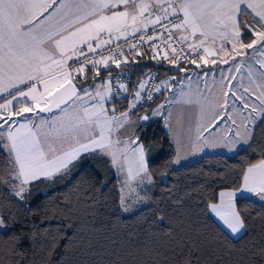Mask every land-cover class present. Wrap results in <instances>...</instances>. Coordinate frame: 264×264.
<instances>
[{"label": "snow or ice", "instance_id": "6c2138e0", "mask_svg": "<svg viewBox=\"0 0 264 264\" xmlns=\"http://www.w3.org/2000/svg\"><path fill=\"white\" fill-rule=\"evenodd\" d=\"M121 6L123 11L118 10ZM246 16H251L255 23H249L244 19ZM149 26L154 35H147L145 30ZM241 35H251L254 39L243 44ZM130 36L133 40L138 36L137 43H129ZM145 36L151 42L153 59L159 55L156 43L159 40L163 49L170 50L164 51L163 56L170 64L178 65L183 59L198 67L197 59H189L190 56H198L204 64H215V59L209 61L207 57L219 56L224 48L213 52L206 45L211 42L214 46L218 38L231 40V53L225 55L232 56L233 64L227 69L229 75L222 71L220 81H213L218 92L207 89L206 84L209 96L197 88L194 95L187 94L185 102L200 105L201 118H208L205 124L197 125L198 140L203 131L225 116L233 125H237L236 116L241 118L235 138L229 141L231 146L252 137L249 123H255L254 116L264 118V58L255 61L260 65L259 70L254 71L249 65L247 86L243 77L233 84L236 77L231 73L241 71L245 61L237 63L235 57H243L247 49L259 51L264 57V0H0V151L6 149L11 168L9 180L0 176V183L19 181L14 195L22 199L27 191L25 185L65 174L82 154L93 151L111 156L112 164L121 170L129 151L139 153L135 175L132 167L128 168V181L141 174L148 176L142 148L130 149L131 141L124 142L125 147L120 148L121 142L112 138L114 125L122 126L127 113H121L120 117L107 114L104 101L111 98V77L104 91L97 89L94 94L73 83L77 76L86 73L88 65L96 69L93 79L99 75L100 65L107 68L112 63L120 67L121 61L116 59L117 55L123 56L119 44L113 55L104 56L105 50L113 51V39L123 38L129 43V51H134L145 42ZM257 45L259 48L255 49ZM98 51L100 58L95 59ZM219 58L221 63H228L227 59ZM162 86L167 85L162 82ZM144 87L141 82L139 88ZM118 88L127 91L124 84ZM156 91H160V86ZM184 95L182 92L181 96ZM151 98L149 94L148 99ZM93 99L96 103L89 105ZM140 99L141 92L136 91L135 100ZM130 107H135V103ZM53 109L59 115L53 114L50 119L40 115L52 113ZM245 111L247 116L243 115ZM30 113H35V117L26 116ZM204 143L215 146L206 139ZM245 190L264 200V159L245 171L240 191ZM219 195L221 203L210 205L212 210L232 232L244 229V219L233 203L236 192ZM0 227H7L3 217ZM254 255L264 260V246ZM177 264H191V261L184 258Z\"/></svg>", "mask_w": 264, "mask_h": 264}, {"label": "trees", "instance_id": "16d2710c", "mask_svg": "<svg viewBox=\"0 0 264 264\" xmlns=\"http://www.w3.org/2000/svg\"><path fill=\"white\" fill-rule=\"evenodd\" d=\"M125 65L119 69L131 71L132 80L152 68L144 57ZM119 107L126 108V100ZM137 112L145 113L131 114ZM140 126L135 134L152 179L141 191L144 205L123 211L117 177L95 153L82 155L65 174L30 182L22 199L14 195L19 181L0 183V217L7 224L0 230V264H177L184 258L191 264H264L254 255L264 246L262 203L235 199L245 222L238 237L209 211L221 190L239 189L245 169L264 159V118L234 153L206 154L179 167L160 120ZM5 153L0 176L7 181Z\"/></svg>", "mask_w": 264, "mask_h": 264}, {"label": "crops", "instance_id": "0c3cea01", "mask_svg": "<svg viewBox=\"0 0 264 264\" xmlns=\"http://www.w3.org/2000/svg\"><path fill=\"white\" fill-rule=\"evenodd\" d=\"M137 2H139V0H137ZM145 2H151V0H145ZM118 10L123 11L124 8L121 6V7H119ZM49 11H51V9H49ZM45 15H47V13H45ZM180 15L182 18V14H180ZM244 19H247L249 23H255V21L252 19L251 16H246V17H244ZM240 27H241V31L243 32L244 26L241 25ZM131 31L132 30L129 29V33ZM104 38L107 39L106 36ZM252 39H254V36H251V35H241V37H240V40L243 44L251 43ZM114 41H116V40L113 39V42ZM206 46H208L210 48V50H212L213 52H218V50L221 47L224 48V52H220L219 56L213 55V56L207 57V59L209 61L215 59L216 60L215 64H211V63L204 64L201 61V64L199 65V67H180L179 69H185L186 71L178 70L177 76L181 78V84L188 85L187 91H190V93L193 95L196 93L197 88L201 92H203V94L205 96L210 95V93L208 92L207 89H213L215 92H218V89H216V86L213 84V81H216V82L220 81L222 71H223V74L225 76L229 75V73L227 72V69L229 67H231L233 64L232 56L231 55H228V56L225 55V53H231V50H232V41L231 40L222 41L221 39L218 38L216 40L214 46L211 44V42H209ZM254 48L258 49L259 46L258 45L254 46ZM122 53H123V56H120V59H118V56H116V59L121 61L120 66L125 65V64H135V62L140 58L139 56L134 55V53H132L129 50L122 51ZM125 57L127 58L126 63L124 62ZM219 57H223V58L227 59L228 63L227 64L221 63V60ZM262 58H264V57L260 56L259 51L254 52V49H247L245 51V55L243 57H240V56L235 57V61L237 63H239L241 60L245 61V63L241 65V71L240 72H232L231 73L232 76L236 77V79L233 80L232 83L236 84L238 81H240L241 77H243V82L247 86V84H248V78L247 77H248L249 65L252 66L254 71L259 70L260 65L258 63H256L255 61L257 59H262ZM124 67L122 69H119L120 67L117 68L116 65L112 64V63H110L107 66V68L104 65H100L99 66V75L96 76L95 79H93V74L96 71V69L89 66V67H86V73L84 75L77 76V78L73 81V83L77 84L78 88H80V86L83 85V87L86 88L89 93L94 94L97 91V89L104 91L105 86L108 85L109 75L113 71L123 70ZM205 73H207V75H205ZM54 75H55V73H54ZM85 76H86V78H85ZM185 81H186V83H185ZM189 81H191L192 84L189 83ZM206 84H207V89H206ZM38 87H40V90L43 91L42 86H38ZM162 93H163V91H162L161 85H160V91L158 92L157 95L160 97V96H162ZM81 94L83 95V92H81ZM106 95H107V93H106ZM187 98H188L187 96H185L183 98L184 104H175V105H173V108H171V111H173L174 113H172L170 115V117L173 116L172 121H173L174 127L178 129L177 137H175L167 129V127L164 128L166 135L169 138V140L171 141L172 146H173V150H174L173 165L178 166V167L182 166V165H186L190 162H193V161L199 159L200 157H202L206 154H215V153L232 154L233 152L237 151L238 149H240L241 147H244L245 145H247L249 143L251 138L247 142L238 141L234 147L229 144V141H231L232 139L235 138L237 125L241 123V118L239 116H236L237 125H233L231 120H229L227 118V116H225L223 120H217L215 124L211 125L210 127L207 128L206 131L202 132V135L200 136V139L198 140L197 139V132H196L197 125L198 124H205L207 122L208 118L205 117L202 119L201 118L200 105L187 104L185 102ZM253 99H255L254 96H253ZM0 102H2V101H0ZM94 103H96V100H94V99L89 101V105L94 104ZM104 107L107 110V114L109 116H113V115H111L113 106L110 103V99L109 100L106 99L104 101ZM237 107L238 108L241 107L239 102L237 103ZM229 111H231L230 108H229ZM32 115H34V114L33 113L26 114V116H28V117H31ZM128 115L130 116L131 114L128 113ZM243 115L247 116L248 111H245L243 113ZM116 117H120V116H116ZM261 118L262 117L254 116L255 123H249L248 127L253 131L254 126L256 125V123ZM127 120L122 121L121 122L122 126H120L118 128H115V125H114V131L113 132L116 135H118V136L124 135L125 129H126V126L124 124L127 122ZM21 122H23V121H21ZM129 122L132 123V125L134 126L133 132L135 133V131L137 129L136 123L131 122V120ZM226 128H230L231 131H226ZM240 130H241V132H243V128H241ZM131 132L132 131H130V133ZM136 137H137V135L135 134V138ZM205 139L210 141L212 144H215V146H210L209 144H205L204 143ZM137 141H139L138 138H137ZM133 143H135V142H133ZM134 145H135V147H137L138 144H134ZM142 149H143V147H142ZM89 153H95V154H98V155L105 157L108 160V163H109L110 167L112 168V170L114 171V174H115V170L112 167L111 161H110L108 156L100 153V151H93V152H89ZM89 153H87V154H89ZM143 153L145 154L144 149H143ZM82 155H85V154H82ZM138 156H139V153H138ZM146 160H147V157L144 160L145 164H147ZM176 164H178V165H176ZM253 164H255V163H253ZM247 168L245 169V171L247 170ZM115 176H116V174H115ZM243 177H244V175H243ZM150 185H147L146 187L140 189L139 194L141 195V191ZM242 188H243V178H242L241 186L239 187V189H237V190H221L219 192V194L221 192H230V191L236 192V196L233 198V203H234L235 199H237L238 197L251 196V197H254L255 199H257L260 203H262L264 205V200H261L259 196H257L255 193H251V192H248L246 190L240 191ZM141 197H142V195H141ZM220 203H221V198L219 195L218 201L216 203H213V204L219 205ZM209 211H210V214L214 217V219L231 236L238 237L242 234L243 229L239 232H236V233L232 232L231 229L223 222V220H221L220 217H218L216 215V213L212 210L211 207H209Z\"/></svg>", "mask_w": 264, "mask_h": 264}, {"label": "rangeland", "instance_id": "374dc122", "mask_svg": "<svg viewBox=\"0 0 264 264\" xmlns=\"http://www.w3.org/2000/svg\"><path fill=\"white\" fill-rule=\"evenodd\" d=\"M177 74H178V72H177ZM162 82L164 85H167V86H162ZM185 83H186V81H185ZM160 85H161V89H162L163 93H162V96H160L156 100L155 104L153 106L148 107L146 110H143L145 113L137 112L135 114H131L132 112H127V117L124 119V120L128 119L127 122L124 124L126 126L124 135L118 136L114 132L112 133V138L114 140H119L121 142L119 145L120 148L125 147L124 142H126V141L132 142L130 145H128V147L130 149H134L137 147L142 148L141 143L139 141H137V137L135 138V133L133 132L134 126L132 125V123L129 122L130 120H131V122L136 123V128L138 129L139 127H141L140 125L145 126L147 122L152 123L154 121V119H159L163 128L167 127V129L175 137H177L178 129L174 127V124L172 121L173 116L170 117V115L172 113H174L173 111H171V108H173V105H175V104H184L183 98L185 96H187V94H189L190 91H187L188 85L181 84V78L178 76H176V78L174 80H171V81L168 80L166 77H162ZM182 92L185 93L186 95L181 96ZM128 113H130L131 115L129 116ZM33 114L35 115V113H33ZM53 114L59 115V111L56 109L52 113H47V114L41 113L40 115L44 116L47 119H50ZM34 115H32L31 117H35ZM143 115L148 116V121L144 124H140V120H141V117ZM36 122L39 123V118H36ZM130 131H132L131 132L132 134L130 133ZM133 142H135V143H133ZM134 144H138L137 147H135ZM5 151H6V149H5ZM118 155H119V153H118ZM106 156H108V155H106ZM108 157L111 161V165L114 168L115 174L117 177L118 190H119V195H120V205H121L123 211H125V212L133 211L136 207L144 205L146 203V201L141 197L139 192H140V189H142V188H144L147 185H150L152 183L151 176L149 175V173H148V176H143V174H141L140 176H137L135 179L128 181V168L130 166L132 167L133 174L135 175V173H136L137 164L139 161L138 153H133V152L129 151L128 157H127V163L124 164L122 170L112 164L111 156H108ZM143 157L145 160V158L147 157L146 154L143 153ZM146 162H147V160H146ZM176 165H178V164H176ZM173 166H175V165H173ZM175 167H178V166H175ZM126 181H128V182L126 183ZM25 188H26V185H25ZM16 197L20 198L18 196H16ZM122 198H123V203H122ZM5 225L7 226V224H5ZM6 229H7V227H0L1 231H5Z\"/></svg>", "mask_w": 264, "mask_h": 264}, {"label": "built area", "instance_id": "2783aa9c", "mask_svg": "<svg viewBox=\"0 0 264 264\" xmlns=\"http://www.w3.org/2000/svg\"><path fill=\"white\" fill-rule=\"evenodd\" d=\"M147 35H154L152 32L151 26H149L146 30ZM131 33V32H130ZM158 35V34H156ZM137 39L133 40L131 39V36L129 37V43H137ZM129 43H125L124 39L121 38L120 40H116L112 43L111 48L112 52H109L107 50L104 51V56H111L115 53L116 50V44L120 45L119 51H126L129 50ZM157 45L159 46L157 51L159 52V55L156 56L155 59L152 57L154 56V52L152 51L150 45L151 42L147 41V36H145V42L142 45H138V47L131 51L134 53V55L139 57H144L146 61L151 63L152 68L149 69L146 73L143 75H140L136 79L132 80V73L131 71L126 70H116L113 71L109 76L111 77L110 80V86H111V98L110 103L112 104V112L111 114L113 116H120L121 113H127L132 112L134 110H146L153 100L155 99L156 95L159 91H156V87L160 86V82L162 80V77H166L168 80H174L177 76V72L180 67H198L197 65L191 64L189 62L184 61L183 59L180 61L178 65L170 64L168 60L163 59L164 51H169L168 49H163L162 46H160V41H156ZM176 46L175 44L173 45ZM107 48V46H106ZM200 54H203V50H200ZM118 56V59H120V56ZM100 58L99 51L95 55V59ZM189 59H197L198 64H201V61L199 60L198 56H190ZM72 61L69 62L71 64ZM91 65H88L89 67ZM76 67H79V64H76ZM174 78V79H173ZM143 82L145 84L144 89H140L139 85ZM108 84H109V77H108ZM124 84L127 86V91L124 89H119L118 85ZM140 91L141 92V99L139 101L135 100V92ZM149 94H151V99H148ZM126 100L127 107L122 109L119 107V105ZM135 103V107H130ZM113 109L115 110L113 112Z\"/></svg>", "mask_w": 264, "mask_h": 264}, {"label": "water", "instance_id": "95a60500", "mask_svg": "<svg viewBox=\"0 0 264 264\" xmlns=\"http://www.w3.org/2000/svg\"><path fill=\"white\" fill-rule=\"evenodd\" d=\"M54 110H56V109H53V111ZM38 111V110H37ZM44 114H47V112L46 113H44ZM144 117H147L146 115H143L142 117H141V120H140V124H144V123H146L147 121H148V117H147V119H144Z\"/></svg>", "mask_w": 264, "mask_h": 264}]
</instances>
